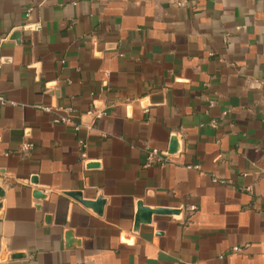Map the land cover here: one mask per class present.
<instances>
[{
    "label": "crops",
    "instance_id": "obj_1",
    "mask_svg": "<svg viewBox=\"0 0 264 264\" xmlns=\"http://www.w3.org/2000/svg\"><path fill=\"white\" fill-rule=\"evenodd\" d=\"M0 188V264H264V0H0Z\"/></svg>",
    "mask_w": 264,
    "mask_h": 264
},
{
    "label": "built area",
    "instance_id": "obj_2",
    "mask_svg": "<svg viewBox=\"0 0 264 264\" xmlns=\"http://www.w3.org/2000/svg\"><path fill=\"white\" fill-rule=\"evenodd\" d=\"M179 4L183 5L182 2H180ZM30 12H31V8H27L25 11L26 18L29 17ZM23 28L26 30L35 32L41 28V23L39 22L26 23L23 26ZM40 108L46 112H49L51 110V107H40ZM62 112H63V115L55 118L54 122H60V123L71 125L72 129L75 132H77L82 124L80 120L82 116L78 114L77 112H75L72 108L63 109ZM86 115L91 117V123H92L94 120L100 119L104 115V112L94 107L93 109L87 111ZM79 144H80L81 149H84L86 146L83 140H80ZM31 147H32V144L25 143L22 145L21 150L27 151ZM169 162H170V155L167 152L151 148L145 151L143 161H142V166L145 168L151 167V166H162ZM187 167L197 169L198 165H187ZM213 182L224 183L223 180H217V179H213ZM193 209H194L193 206L189 208V210H193ZM240 250L241 249L239 247H233L231 249V252L236 253V252H239Z\"/></svg>",
    "mask_w": 264,
    "mask_h": 264
},
{
    "label": "water",
    "instance_id": "obj_3",
    "mask_svg": "<svg viewBox=\"0 0 264 264\" xmlns=\"http://www.w3.org/2000/svg\"><path fill=\"white\" fill-rule=\"evenodd\" d=\"M11 38L14 39L15 41H18V31L12 33ZM177 147H178L177 139L175 137H171L169 148H168V154H173L177 150ZM89 166H96V164L91 163ZM66 194L72 197L73 199L77 200L78 202H80L85 207L92 209L97 214L101 213L102 207L104 204V199H102L101 197H97L94 201H89V200H84L79 191H70V192H66ZM2 196H3V191L0 188V198ZM33 196L37 199L44 197V195L41 193L40 190L33 191ZM178 212L179 211L176 209L146 207V206H143L141 202H138L137 212H136L135 219H134V227L137 228L139 224L149 223L152 215H157V214L172 215V214H177ZM66 240L68 243L71 242L69 238V234L67 235ZM21 256H23L21 253H14L10 257L18 258Z\"/></svg>",
    "mask_w": 264,
    "mask_h": 264
}]
</instances>
